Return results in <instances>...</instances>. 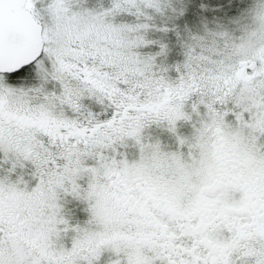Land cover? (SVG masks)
Masks as SVG:
<instances>
[{
  "label": "snow or ice",
  "instance_id": "snow-or-ice-1",
  "mask_svg": "<svg viewBox=\"0 0 264 264\" xmlns=\"http://www.w3.org/2000/svg\"><path fill=\"white\" fill-rule=\"evenodd\" d=\"M0 264H264V0H0Z\"/></svg>",
  "mask_w": 264,
  "mask_h": 264
}]
</instances>
